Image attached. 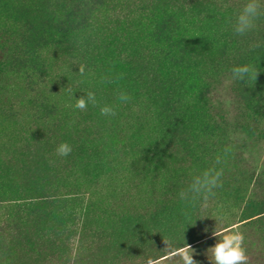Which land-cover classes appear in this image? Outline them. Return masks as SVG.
I'll list each match as a JSON object with an SVG mask.
<instances>
[{
  "label": "rangeland",
  "instance_id": "rangeland-1",
  "mask_svg": "<svg viewBox=\"0 0 264 264\" xmlns=\"http://www.w3.org/2000/svg\"><path fill=\"white\" fill-rule=\"evenodd\" d=\"M246 2L0 0V264H180L142 245L136 219L161 211L200 264L234 226L264 264V212L244 219L264 208V17L235 35ZM245 64L247 85L232 78ZM88 91L97 104L76 109ZM213 166L215 196L186 204Z\"/></svg>",
  "mask_w": 264,
  "mask_h": 264
},
{
  "label": "clouds",
  "instance_id": "clouds-1",
  "mask_svg": "<svg viewBox=\"0 0 264 264\" xmlns=\"http://www.w3.org/2000/svg\"><path fill=\"white\" fill-rule=\"evenodd\" d=\"M264 17V4L261 0H247L242 9L236 14L235 22L232 23L233 33L237 36H244L254 30L257 21ZM231 23V21H230ZM258 47V45H257ZM79 73L84 75L85 66L79 65ZM258 70L251 65H240L232 68V78L247 85L249 79L256 80ZM71 92V89H69ZM121 103H127L130 97L127 93L121 92L118 96ZM97 104L96 95L93 91H88L76 99L75 108L81 111L87 109L88 105ZM103 116H116V107L105 105L100 109ZM72 152V146L67 142H61L56 147V154L61 157H67ZM221 160L217 157L215 164L219 165ZM222 170H217L215 166L204 170L200 175L192 179L186 191L180 193V197L186 204L195 207L201 201H207L215 196V189L221 187ZM202 218V217H200ZM212 236L216 239L213 246H210L206 255L210 264H248L247 249L245 247L244 234L238 226L217 230L214 228ZM164 249L171 253L172 257H179L180 264H200L194 259L198 255L197 250L186 242L184 235L183 241L177 242L174 238L164 239Z\"/></svg>",
  "mask_w": 264,
  "mask_h": 264
},
{
  "label": "trees",
  "instance_id": "trees-1",
  "mask_svg": "<svg viewBox=\"0 0 264 264\" xmlns=\"http://www.w3.org/2000/svg\"><path fill=\"white\" fill-rule=\"evenodd\" d=\"M77 13V11H76ZM13 61H17V59H14ZM47 124H51L50 121ZM79 152L85 150L84 145H79ZM96 149V148H95ZM94 149V150H95ZM82 158H85L81 155H79ZM264 212V208H260L258 212L254 213V214H249L248 216H246L244 219H249L252 218L254 215L260 214ZM163 212H156L154 215H151L148 217V220H143L137 218L136 221L139 222L137 225L138 226H142L144 228V230H146V234L145 235V241L142 243L143 246H149L150 243H156L158 242V244H164V239L173 237L175 238L176 241L181 240L188 234H186L184 231V229H182L183 224H181L179 221H175L176 217L174 215H171V217H167L165 215L162 214ZM253 219H250L248 221H251ZM171 255V254H170ZM170 255L164 257L167 258Z\"/></svg>",
  "mask_w": 264,
  "mask_h": 264
}]
</instances>
